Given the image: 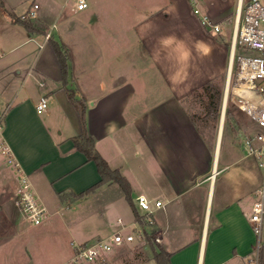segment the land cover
<instances>
[{"label":"crops","instance_id":"1","mask_svg":"<svg viewBox=\"0 0 264 264\" xmlns=\"http://www.w3.org/2000/svg\"><path fill=\"white\" fill-rule=\"evenodd\" d=\"M130 1L134 7L130 22L135 26L122 32L120 18L107 11L117 6L115 1L96 6L87 0L86 9L73 11L75 0H0V56L5 53L0 64L3 141L29 175L49 215L55 208H70L95 195L103 216L117 213L113 223L106 218L102 231L81 240L107 237L119 228L118 218L136 220L134 208L140 212L136 197L146 194L164 202L153 211L154 228L161 230L156 243L172 254L171 264L264 263V218L260 235L249 223L264 174L255 160L244 156L236 140L240 129L233 136V129L225 128L223 111L219 127L209 137L188 113L185 98L140 97L136 83L121 79L123 71L130 72L137 64L140 40H161L153 31V24L161 20V8L184 9L199 21L200 16L193 12L191 0ZM248 1L199 0L198 7L221 24L222 34L223 26L235 23ZM35 4L34 20L44 27L29 31L16 18L29 14ZM95 7L103 8L104 15L96 21L100 31L92 33L87 29L95 19L88 14ZM139 23L146 24L147 38L139 35ZM77 30L82 33L80 53L72 42ZM48 34L68 52L66 84ZM95 40L98 52L93 54L90 41ZM143 50L153 55V42ZM68 88L84 100L86 130L109 165L127 178L128 193L109 182L72 200L71 193L80 194L101 176L95 162L75 147L82 125ZM42 96L48 98V107L39 112L36 106ZM17 185L15 166L0 153V250L10 235L27 224L13 206ZM74 240L71 256L78 243Z\"/></svg>","mask_w":264,"mask_h":264},{"label":"rangeland","instance_id":"2","mask_svg":"<svg viewBox=\"0 0 264 264\" xmlns=\"http://www.w3.org/2000/svg\"><path fill=\"white\" fill-rule=\"evenodd\" d=\"M90 1L95 2L96 6L97 2L103 4L107 1H115L116 4L118 3L117 6L107 8V11L111 13L110 16L120 18L122 32L125 31L126 26H132V28L135 26L130 22L134 14V7L130 0ZM102 9L95 7L88 14L95 19V23L89 26L88 31L92 33L100 31L101 25L96 24V21L104 15ZM159 18L161 20L153 24V31L155 35H161V40H140L137 64L132 71H123L121 79L128 78L136 83L140 97L146 95L163 97L175 94L185 98L183 101L188 113L201 125L203 132L209 137L219 127L222 109L225 114V128L231 127L234 131L233 136H235L236 128L242 132L257 130L249 116L242 112L232 99L233 83L237 74L236 65L230 72L229 92L224 107L226 86L229 81L234 21L225 24L221 34L208 31L197 17H190L184 9L161 8ZM148 27V32H151V26L148 25ZM137 31L140 36L147 38L146 24L139 23ZM75 33L72 42L80 53L83 49L82 33L79 30ZM90 42L93 54L97 53V41ZM152 42L155 47L154 54L150 55L146 51L144 53L143 49H146L148 45L151 46ZM4 61L5 53L0 56V64ZM210 81L215 83L222 92L218 119L212 116L203 118L207 111V97L203 85ZM236 140L239 141L238 136ZM261 170L264 174V166ZM262 190L264 191V185ZM56 210L55 208L53 214H46L40 225L27 223L19 233L10 235L9 241L1 247L0 264H62L71 257L73 239L78 243L96 241L99 238L86 241L81 239L89 238L95 230L102 231L106 218L108 222L113 223L117 216L116 212L103 216L96 195L70 208ZM127 214L132 216L129 209ZM10 218L12 221L14 218L15 223L14 213H11ZM153 252L154 248L149 243L147 245L132 243L86 264H157L154 259H151Z\"/></svg>","mask_w":264,"mask_h":264},{"label":"built area","instance_id":"3","mask_svg":"<svg viewBox=\"0 0 264 264\" xmlns=\"http://www.w3.org/2000/svg\"><path fill=\"white\" fill-rule=\"evenodd\" d=\"M193 12L200 16L201 24L212 33L221 32V24L213 21L209 16L202 14L198 7L199 0H191ZM88 7L87 0H75L73 11H82ZM35 4L29 16L37 17ZM48 37L51 35L48 34ZM231 58L229 68V81L226 86L224 101L229 92L230 72L236 65L237 74L233 83L232 99L244 111L257 128L251 132H240V147L246 158L255 160L259 166H264V1L249 0L241 13L237 14L231 38ZM252 52V53H250ZM236 62V63H235ZM39 112L48 107V98L42 96L37 103ZM0 153L9 165L15 166L18 180L13 206L24 222L40 225L46 214L47 207L39 199L33 189L29 175L17 163L11 148L5 144L1 137L0 126ZM136 206L140 211L142 220L130 223L118 218L119 228L105 238L97 239L91 243H76L70 259L62 264H86L97 260L127 244L147 245V236H154L159 240L160 229L154 228V209L164 206L163 200L156 196L139 194L136 197ZM264 218V191L260 190L252 206L249 223L255 232H262ZM155 234L157 236H155Z\"/></svg>","mask_w":264,"mask_h":264},{"label":"trees","instance_id":"4","mask_svg":"<svg viewBox=\"0 0 264 264\" xmlns=\"http://www.w3.org/2000/svg\"><path fill=\"white\" fill-rule=\"evenodd\" d=\"M34 19L35 18L30 17L29 14L16 18V20L21 22L29 31H36L39 29H43L44 26ZM49 41L58 56V59L61 65L63 81H64V84H66L68 81V77H69L68 52L64 44L56 40L54 37H52V35L49 37ZM203 90L206 94L205 96L207 97V101H206L207 111L205 115L203 116V118L207 116H212L213 118L218 119L219 113H220L219 112L220 104H221V99H222L221 90L217 87L215 83L211 81L203 85ZM67 91H68V95L71 101L74 103V105L76 106L79 112L80 119H81V125H82V131L80 135L74 138L75 147L79 149L80 151H82L86 155L88 160L95 162L98 172L101 176V179L99 182L89 187L87 190L81 192L80 194L71 193L72 200H76L81 197L92 194L96 192L101 185L105 183H109V182H115V183L120 184L124 188V190L128 193L129 187H130L129 181L122 174L119 168H112L109 165L107 160L97 150L93 138L88 134L86 130V127H85L86 105H85L84 100L80 97H77L74 89L68 88ZM62 197L66 199L67 195H63ZM134 214H135L136 220H139V221L142 220L140 213L135 208H134ZM147 239H148V243L150 244V246L154 248L153 259L157 262V264H171L172 254L166 251L158 243H156V241H154V236L152 235L147 236Z\"/></svg>","mask_w":264,"mask_h":264},{"label":"water","instance_id":"5","mask_svg":"<svg viewBox=\"0 0 264 264\" xmlns=\"http://www.w3.org/2000/svg\"><path fill=\"white\" fill-rule=\"evenodd\" d=\"M224 107H225V101H224ZM224 111V109L222 110V112Z\"/></svg>","mask_w":264,"mask_h":264},{"label":"bare ground","instance_id":"6","mask_svg":"<svg viewBox=\"0 0 264 264\" xmlns=\"http://www.w3.org/2000/svg\"><path fill=\"white\" fill-rule=\"evenodd\" d=\"M219 142V141H218ZM217 157V156H216Z\"/></svg>","mask_w":264,"mask_h":264}]
</instances>
